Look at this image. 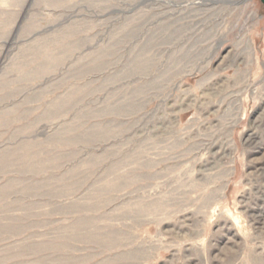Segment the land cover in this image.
Segmentation results:
<instances>
[{
	"label": "rangeland",
	"instance_id": "obj_1",
	"mask_svg": "<svg viewBox=\"0 0 264 264\" xmlns=\"http://www.w3.org/2000/svg\"><path fill=\"white\" fill-rule=\"evenodd\" d=\"M0 264H264V0H0Z\"/></svg>",
	"mask_w": 264,
	"mask_h": 264
}]
</instances>
